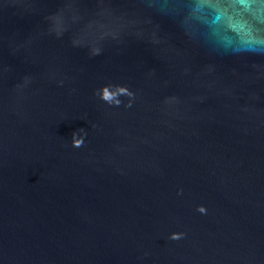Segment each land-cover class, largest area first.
<instances>
[{
	"label": "water",
	"instance_id": "obj_1",
	"mask_svg": "<svg viewBox=\"0 0 264 264\" xmlns=\"http://www.w3.org/2000/svg\"><path fill=\"white\" fill-rule=\"evenodd\" d=\"M0 264H264V0H0Z\"/></svg>",
	"mask_w": 264,
	"mask_h": 264
}]
</instances>
